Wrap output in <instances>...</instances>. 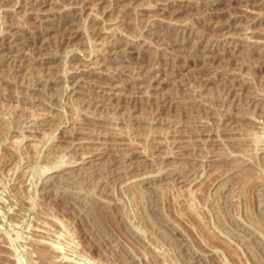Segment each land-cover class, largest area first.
I'll list each match as a JSON object with an SVG mask.
<instances>
[{
  "label": "rangeland",
  "instance_id": "1",
  "mask_svg": "<svg viewBox=\"0 0 264 264\" xmlns=\"http://www.w3.org/2000/svg\"><path fill=\"white\" fill-rule=\"evenodd\" d=\"M30 1L0 0V264H264V0H80L77 25L60 0L44 28Z\"/></svg>",
  "mask_w": 264,
  "mask_h": 264
},
{
  "label": "bare ground",
  "instance_id": "2",
  "mask_svg": "<svg viewBox=\"0 0 264 264\" xmlns=\"http://www.w3.org/2000/svg\"><path fill=\"white\" fill-rule=\"evenodd\" d=\"M59 1H60V0H54V1H53V0H31V1L28 3L29 5H27V6H28V7H27V13H28L27 16H29V17H31V18H34V19H35V22H36V23H39L38 25H39V27H40V25H41L43 22L46 21V20H45V17H46V15L48 14L49 9L51 10V8H50L49 6H50V5H53V3L55 4L56 2H59ZM67 1H68V0H67ZM67 1L65 0V2H67ZM73 1H74L75 3H79V5H78V4L75 5V3H74V5H75L77 8H76V9L74 8V10H75V14H74V17H73V20H72V21H73V24L75 23V24L77 25V23H79V22H77V18H78L79 16H80L79 18H81V14H84V13H85V12L83 13V10H86L84 5H86L87 3L85 4V3L83 2L84 5H81L80 2H79L80 0H70V2H72V3H73ZM82 1H84V0H82ZM82 1H81V2H82ZM85 1H86V0H85ZM238 1H239V0H237V2H238ZM260 1H261V0H259L258 2H260ZM63 2H64V1H63ZM68 2H69V1H68ZM86 2H87V1H86ZM262 2H264V1H262ZM56 4H58V3H56ZM72 5H73V4H72ZM55 6H56V5H55ZM86 7H87V6H86ZM52 9H53V8H52ZM64 10H65V9H64ZM49 14H50V13H49ZM68 15H69V13H68ZM48 16H49V15H48ZM64 16L66 17V15H64ZM69 16L71 17L72 15H69ZM70 17H69V18H70ZM66 18H68V17H66ZM71 18H72V17H71ZM79 18H78V19H79ZM49 19H50V17H49ZM79 20H80V19H79ZM33 21H34V20H33ZM47 21H48V20H47ZM72 21H71V22H72ZM69 22H70V21H69ZM44 24H45V23H44ZM47 24H48V23H47ZM33 25H34V24H33ZM38 25L36 26V28L38 27ZM42 25H43V24H42ZM78 25H79V24H78ZM34 26H35V25H34ZM45 26H46V24H45ZM45 26L43 25V28H44ZM15 27H16V26H15ZM39 27H38V28H39ZM34 28H35V27H34ZM71 28H72V29L74 28L73 25H72ZM71 28H70V32H71ZM75 28H77V27H75ZM39 29H40V28H39ZM73 30H74V29H73ZM105 30H107V29H105ZM72 32H73V31H72ZM6 37H7V36H6ZM18 38H19V37H18ZM7 39H8V38H7ZM13 44H14V43H13ZM11 46H12V45H11ZM10 52H11V51H10ZM0 60H1V59H0ZM2 60H3V59H2ZM4 60H5V59H4ZM4 60H3V63H4ZM15 60H16V59H15ZM51 60H53V59H51ZM117 60H118V61L120 60V62H121L123 59H108L107 61H110V62L113 61L114 63H118ZM124 60H125V59H124ZM124 60H123V61H124ZM127 60H128V59H127ZM12 61H14V59H13ZM12 61H11V63H13ZM43 61H44V60H43ZM45 61H46V59H45ZM47 61H48V60H47ZM95 61L97 62V61H101V60H100V59H99V60L96 59ZM95 61H94V62H95ZM103 61H104V60H102L100 63H103ZM0 62H1V61H0ZM5 62H6V61H5ZM14 62H15V61H14ZM104 62H105V61H104ZM7 63H8V62H7ZM43 63H45V62H43ZM108 63H109V62H108ZM121 63H122V62H121ZM125 63H126V62H125ZM1 64H2V62H1ZM45 64H47V63H45ZM49 64H50V66H52V64H54V63H53V61H49ZM94 64H95V63H94ZM94 64H93V65H94ZM97 64H98V63H97ZM103 64H105V63H103ZM91 65H92V64H91ZM101 65H102V64H101ZM115 65H117V64H115ZM118 65H119V67H121L120 64H118ZM121 65H122V64H121ZM125 65H126V64H125ZM125 65H124V66H125ZM13 66H14V65H12L11 67H13ZM46 66H47V65H45L44 67H46ZM124 66H123V67H124ZM16 67H17V66H16ZM16 67H14V68H16ZM96 67H97V66H96ZM48 68H49V67H48ZM46 69H47V67L45 68V70H46ZM42 70H44L43 67H42ZM50 70H51V68H50ZM50 70H49V71H50ZM13 71H14V73L16 72V73H15V74H16V77H17V76H18V77L22 76V74L20 73V69H19V68H16V69L13 70ZM52 71L54 72L53 69H52ZM52 71H51V73H52ZM11 72H12V70H11V68H10L9 73H11ZM14 73H13V74H14ZM45 73H46V72H45ZM45 73H42V74H45ZM54 73H55V72H54ZM54 73H53V74H54ZM5 74H6V73H5ZM5 74H4V76H5ZM7 74H8V73H7ZM15 74H14V75H15ZM20 74H21V75H20ZM46 74H47V73H46ZM41 76H42V75H41ZM45 76H46V75H45ZM45 76H44V78H47V79H48V77H45ZM16 77H15V78H16ZM148 77H149V76H148ZM8 78H9V77H8ZM10 78H11V76H10ZM12 78H13V77H12ZM15 78H14V81H13V82H15V80H16V82H15L13 85L18 86V87H21V88H23V86H26V85H27V84H26V85L24 84L25 78H24V80L22 79L23 77H22L21 79H19V78H18V79H15ZM146 78H147V77H146ZM47 79H46V81H47ZM80 79H81V78H80ZM144 79H145V78H144ZM144 79H143V81H145ZM147 79H148V78H147ZM6 80H7V79H6ZM38 80H39V79H38ZM43 80H45V79H43ZM43 80H41V81H43ZM48 80H49V79H48ZM53 80H54V79H53ZM148 80L150 81V79H148ZM3 81H4V80H3ZM8 81H10V79H9ZM11 81H12V79H11ZM11 81H10V83H12ZM39 81H40V80H39ZM51 81H52V80H51ZM143 81H142V83H143ZM26 82H27V81H26ZM29 82H30V80H29ZM33 82H34V81H33ZM33 82H31V83H33ZM43 82H44V81H43ZM43 82H41L40 85H42ZM53 82H54V81H53ZM78 82H79V81H78ZM145 82H146V81H145ZM145 82H144V83H145ZM150 82H151V81H150ZM35 83H37V82H34V84H33L32 86L30 85L31 87H28V89H29L30 91H32V93H33V92H34V93H36V92H39V93H40V91H41L42 89H45V83H46V86L48 87V85H47L48 82L43 83V84H44V87H43V88H42V86L39 87V86H38V83H37V85H35ZM76 83H77V82H76ZM139 83H140V82H138V84H139ZM142 83H141V84H142ZM139 85H140V84H139ZM142 86H144V84H142ZM26 87H27V86H26ZM76 87H79V84L76 85ZM24 88H25V87H24ZM40 88H42V89H40ZM76 89L79 90L78 88H76ZM76 89H75V90H76ZM43 92L45 93L46 91L44 90ZM30 93H31V92H30ZM39 93H37V94L39 95ZM79 93H80V92H79ZM47 94H48V93H47ZM34 95H35V94H34ZM38 95H37V96H38ZM40 95H41V94H40ZM40 95H39V96H40ZM111 95H112V94H111ZM107 96H110V94L107 95ZM107 96H106V97H107ZM112 96H114V95H112ZM90 97H92V96H90ZM106 97H104V98H106ZM88 98H89V97H88ZM94 98H96V97H94ZM94 98H93V99H94ZM104 98H103V99H104ZM107 98H108V97H107ZM91 99H92V98H91ZM91 99H90V98L88 99V100L91 101V102L88 104V105H90L91 107L88 106V108H92V107H94L93 109H95V112H97L96 110H99L101 107L104 108V106L107 105V104H109V102H110V101L106 100L107 102H106V104H105V102H104L105 100H104V101H103V100H99V98H98V99H95V100L92 99V100H93V101H92ZM88 102H89V101H88ZM103 104H105V105H103ZM110 104H111V102H110ZM110 104H109V105H110ZM112 105H113V104H112ZM88 108H86V109H85V112H84V115H85L84 118L86 117V119H85L84 122H86V120H87L86 123H87V124L89 123L90 126H91V125H94V124H98V125H99V123H101V124L103 125L104 122H105L104 124H106V125H108V126L111 125V124H113V120H112V119H107V118H105L106 115L101 114V113H103V111H101L102 109L99 110L98 114H95L94 110L91 111L92 109H88ZM105 108H106V107H105ZM110 108H111V107H110ZM110 108L107 107L106 110H108V109H110ZM100 111H101V113H100ZM108 111H109V110H108ZM108 111H107V112H108ZM105 114H106V111H105ZM109 116H110V115L108 114V117H109ZM84 118H83V119H84ZM99 121H102V122H99ZM81 122H83V121L81 120ZM98 122H99V123H98ZM81 124H82V123H81ZM81 124H80L79 126H82V125H83V124H82V125H81ZM101 124H100V125H101ZM84 125H85V124H84ZM84 125H83V127H84ZM79 126H77V127H78L77 130H79ZM75 127H76V126H75ZM75 127H74V128H75ZM83 127H82V128H83ZM86 127H89V126L86 125L85 128H86ZM75 129H76V128H75ZM80 129H81V127H80ZM83 130H84V129H83ZM73 131H75V130L73 129ZM115 155H117V154H115ZM87 156H88V155H87ZM118 156H120V155H118ZM114 157H116V156H114ZM114 157H111V158H114ZM123 157H124V156H122V157L119 158V159H123ZM85 158H87V157L85 156ZM90 158H91V155H90ZM90 158H89V159H90ZM117 158H118V157H117ZM117 158H116V159H117ZM124 158H125V157H124ZM109 159H110V158H109ZM109 159H108V160H109ZM111 160H113V159H111ZM195 160H196V159H195ZM109 161H110V160H109ZM109 161H108V162H109ZM113 161H114V160H113ZM117 161H118V160H117ZM120 161H121V160H120ZM193 161H194V160H193ZM105 162H106V161H105ZM105 162H104V164H105ZM110 162H111V161H110ZM122 162H123V161H121V164H123ZM113 163H114V162H113ZM119 163H120V162H119ZM196 163H197V162H196ZM114 164H115V163H114ZM121 164H118V162H117V165H118V166H120ZM194 164H195V163H194ZM191 165H193V164H191ZM106 166H107V165H106ZM115 167H117V166H115ZM101 168L103 169V167H101ZM110 168H111V167H110ZM118 168H119V167H118ZM99 169H100V168H99ZM107 169H108V168H107ZM112 169H113V168H112ZM120 169H121V167L119 168V172L117 171L118 173H121V172H120ZM100 170H101V169H100ZM113 170H114V169H113ZM117 170H118V169H117ZM102 171H103V170H102ZM111 172H112V171H111ZM111 172H110V173H111ZM115 172H116V170H115ZM118 173H116V174H118ZM112 174H113V173H112ZM114 174H115V173H114Z\"/></svg>",
  "mask_w": 264,
  "mask_h": 264
}]
</instances>
